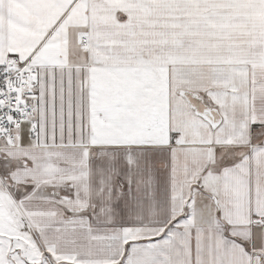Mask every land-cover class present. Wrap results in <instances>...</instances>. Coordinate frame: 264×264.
Here are the masks:
<instances>
[{
  "label": "snow or ice",
  "instance_id": "6c2138e0",
  "mask_svg": "<svg viewBox=\"0 0 264 264\" xmlns=\"http://www.w3.org/2000/svg\"><path fill=\"white\" fill-rule=\"evenodd\" d=\"M0 264H264V0H0Z\"/></svg>",
  "mask_w": 264,
  "mask_h": 264
}]
</instances>
